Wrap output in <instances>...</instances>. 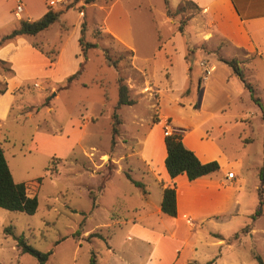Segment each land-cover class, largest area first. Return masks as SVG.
Masks as SVG:
<instances>
[{"label":"rangeland","instance_id":"rangeland-1","mask_svg":"<svg viewBox=\"0 0 264 264\" xmlns=\"http://www.w3.org/2000/svg\"><path fill=\"white\" fill-rule=\"evenodd\" d=\"M7 1L0 0V19L7 17L12 0ZM44 1L48 4L46 0L21 2L29 16L34 17L43 8ZM114 1L117 5L112 10ZM171 2L174 0H169L172 13L168 16L164 0H93L89 3L68 0L65 5H50L60 11L57 21L35 35L23 37L48 58L51 67L57 63L60 51L62 57L56 67L59 79L55 81L33 73L26 75L24 94L19 97L26 104L15 102L8 119L0 123V147L13 179L23 181L27 193L38 199L33 214L0 207V264H38L34 256L21 253L16 247L14 236L20 235L37 250H52L44 264H89L92 253L97 264H121L120 261L127 259L139 263L148 257L151 243H139L134 255L132 247L137 239L127 237L126 225L115 224L137 216L132 206H146L143 200L129 194L128 189L134 187L127 174L135 180L151 177L141 172L144 163L140 158L141 141L152 124L159 121L164 132L181 133L165 114L171 112L174 119H179L189 112L186 96L190 91L185 88L187 92L185 89L180 92L165 82L169 77L163 70L161 75L156 73L157 78L151 77L152 71L138 70L128 51L131 45L136 49L135 64L141 66L151 57L153 49L162 52L164 48H171L166 38L176 30L184 34L183 46L187 44L191 48L198 38L187 20L197 9L188 1H182L176 8ZM24 14L22 11L18 17L12 13L0 34L13 29L17 20L24 19ZM82 20L86 23L84 41L96 44L87 49L85 56L78 43ZM104 50L119 59L117 69L106 62ZM223 51V56L229 58L238 54L243 67H247L246 80L264 106V63L253 55ZM186 57L192 71L196 74L200 71L199 81L206 74L200 62L209 67L212 65L207 57L216 59V55L207 56L198 49L188 50ZM77 69L81 73L69 86L66 77L60 81L62 74ZM225 69L219 67L214 73L224 74ZM190 73L187 70V75ZM118 75L122 76L128 95L135 102L116 109L120 123L112 145L111 116L118 99ZM231 77L238 82L235 80V87L229 92L233 99L223 101L221 109L214 107L227 126L223 136L214 137V160L233 171L238 169L236 162H242L241 170L237 171H241V181L234 188L240 187L242 195L236 213L211 217L196 230L201 239L198 253L200 260L212 261L205 264H258L256 255L264 261V213L255 220H251L250 214L258 202V170L264 160V119L242 81L235 74ZM194 101L196 108L198 95ZM36 131L48 134L36 136ZM67 142H76L70 154ZM120 165L123 168L116 171ZM108 178L110 181H106ZM100 184L107 188L96 207L92 199ZM147 191L146 199L157 204L156 188L149 184ZM161 218L169 225L172 216L154 213L140 219V223L160 232L164 228ZM107 222L110 225L105 227ZM246 224L250 225L248 229L241 231ZM206 231H214V237ZM235 232L238 235L233 237ZM218 239L221 241L214 245H204L205 241ZM109 246L115 249L114 254Z\"/></svg>","mask_w":264,"mask_h":264},{"label":"crops","instance_id":"crops-1","mask_svg":"<svg viewBox=\"0 0 264 264\" xmlns=\"http://www.w3.org/2000/svg\"><path fill=\"white\" fill-rule=\"evenodd\" d=\"M182 1L192 3L197 9L196 14L191 15L187 20V23L192 24V28L195 29L197 41L192 44L191 48H188L187 44H184V47L182 44L184 34L182 30H176L166 38L171 48H164L162 52L153 49L151 57H147L141 66L135 64L136 49L130 44L131 61L142 72L152 71L151 77L153 76V78H157L156 73L161 75V70L167 72L169 78L165 82L170 83L180 92L189 88L190 92L186 96V110L190 111H186V114L184 113L179 119H174L171 112L165 115L170 118L171 124L180 128L185 146L191 149L202 162H207L214 160V137L223 136L227 129L226 124L222 121L223 118L217 115L214 107L217 106L216 110L221 109L223 105L221 103L233 99L234 96L230 95L229 92L233 91L237 82L231 77L233 73L229 66L220 60L230 59L223 56V50L239 51L245 56L253 55L264 63V0H174L170 4L176 8ZM15 2L16 0L11 1L6 14L7 17L0 19V30L6 29ZM116 5L117 1H114L112 10ZM47 8L48 4L44 1L40 12L34 17H30L23 5L24 19H37L45 13ZM17 21L19 22V20ZM17 26L18 23L14 28ZM106 30L124 41L110 27H106ZM9 32L4 30L0 37ZM24 36L16 37L0 46V59L5 61L9 67V70L0 69V83L2 84L0 89H3V92L0 91V123H4L8 119L15 102H18L19 105H22L21 103L26 104L19 97L24 94L23 83L27 74L40 75L49 81L59 79V72L56 67L61 61V51L57 55V63L51 67L48 58L38 52L29 40L23 38ZM173 42L174 46H172ZM191 49H198L201 54L207 56L216 55V59L207 57L213 68L200 81V71L197 74L193 72L186 60V53ZM236 55L231 58L241 60L238 54ZM219 67L226 68V72L224 74L214 73ZM245 68L247 67L245 66ZM187 70L191 72L189 75H187ZM74 72L75 70H72V72L62 74L60 81ZM228 87L231 88L228 89ZM185 91L187 92L188 89ZM197 95V107L194 108V99ZM190 103H192L191 106ZM191 107L194 109H190ZM239 119L242 120L240 117ZM234 120L238 119L234 117ZM84 122L87 123V117ZM41 134L48 133L36 131V136H42ZM164 135L160 121L153 123L149 128L141 141L140 158L144 162L141 172H146L151 177L148 179L141 177L138 180L144 184L145 192L133 183L131 184L134 189H128L129 194L136 199L143 200L146 206H132L131 208L138 213L137 216L125 219L122 221L123 223L117 221L115 223L126 225L125 234L128 233L127 237L132 236L137 239L132 247L134 255L138 252V244L141 242L151 243L150 253L146 259L139 263L127 259V261H120L121 264H205L208 260H200L201 254L198 253V243L201 239L198 238L196 230L211 217L220 214L232 215L239 209L238 201L242 195V189L240 187L237 190L234 188H237L241 181L239 175L241 171L237 172L241 168V161L236 162L238 168L236 171L224 163H219L220 168L217 172L193 180H189L185 174H178L174 178H170L164 167L166 155ZM75 144L76 142L73 144L67 142L69 154ZM218 161L220 162V160ZM122 168L120 165L116 171ZM228 171L234 172L232 179L226 177ZM150 181L152 182L150 183ZM171 183H174L176 191V216L172 217L169 225H166L165 219L161 218L164 228L160 232H155L143 226L140 219L147 218L154 213L164 214L160 210L162 189ZM149 184L156 188V192L158 191L157 204H152L150 199L145 197L146 195L149 196L147 191ZM106 188L107 185L100 189L98 186L96 187L97 192L94 198L92 197L96 207L99 205L98 199L104 194ZM108 225L110 224L107 222L105 227ZM210 229L214 230V228ZM206 233L214 237V231H206ZM220 241L221 239L205 241L204 245H214ZM110 250L114 254L115 249L110 247Z\"/></svg>","mask_w":264,"mask_h":264},{"label":"trees","instance_id":"trees-1","mask_svg":"<svg viewBox=\"0 0 264 264\" xmlns=\"http://www.w3.org/2000/svg\"><path fill=\"white\" fill-rule=\"evenodd\" d=\"M93 0H85V3H89ZM166 6V14L171 15L172 11L169 7V1L164 0ZM60 11L53 10L48 4V8L43 15L37 19H20L18 26L0 37V46L4 43L22 36V35H35L38 32L48 28L53 22L57 21L59 18ZM86 23L84 20L80 24V36L78 38V43L80 45L83 56L86 55L87 49L89 47H95V43H89L84 41ZM181 30V27H179ZM129 55H132V51H128ZM106 56V62L117 69L119 59L113 58L109 55L107 50H104ZM226 65H228L232 73L235 74L243 83L244 88L249 92L251 100L258 105L262 112V118L264 119V106L261 98L256 95L254 87L246 80L245 68L242 65V61L237 58L230 59H220ZM0 69L9 70L7 63L0 59ZM81 73L80 69H77L74 73L66 77L67 84L72 80L77 79ZM118 83V99L115 105V110L112 112V122H111V144L114 143V136L118 132V125L120 119L117 115L116 109L123 105H131L135 102L134 99L130 98L128 95V87L124 82L121 75L117 77ZM3 92V89H0ZM264 141V135H263ZM164 145L166 150V155L164 158V167L170 178H174L178 174H185L189 180L208 175L219 169V164L215 160H210L207 162H202L196 154L189 148L185 146L182 141V133L171 132L164 135ZM263 154H264V142H263ZM128 179L143 192H145L144 184L138 180L133 179L127 174ZM259 185L257 187L258 202L254 211L250 214L251 220H255L257 217L264 213V160L258 170ZM102 188V184L100 187ZM38 206V199L36 195H29L26 190L24 182H17L13 179L9 165L4 156L3 149L0 147V207L5 208L13 212H23L26 214H33ZM160 210L162 213L168 216H176V191L174 183L167 184L162 189ZM250 225L246 224L241 231H246ZM7 229V228H6ZM10 233V231H9ZM238 232H235L233 237H236ZM89 236H93L89 234ZM220 237L219 235H217ZM16 239V247L21 253H28L37 259L38 264H44L48 259L52 250L42 252L32 247L27 243L25 238L20 236H14ZM258 264H264L263 259L259 256H255ZM212 261H208L211 263ZM89 264H97L94 253L91 254L89 259Z\"/></svg>","mask_w":264,"mask_h":264},{"label":"built area","instance_id":"built-area-1","mask_svg":"<svg viewBox=\"0 0 264 264\" xmlns=\"http://www.w3.org/2000/svg\"><path fill=\"white\" fill-rule=\"evenodd\" d=\"M46 1H48L49 5H65L68 0H46ZM22 11H23L22 2L20 0H16L15 6H14V10H13L14 16L20 17ZM200 65L204 67V71L206 72V74L203 76L205 78L209 74V72L212 70L213 67L212 66L206 67L203 62H200ZM164 133L168 134V133H171V132L165 131ZM226 177L232 179L234 177V172L233 171H228L226 173Z\"/></svg>","mask_w":264,"mask_h":264}]
</instances>
